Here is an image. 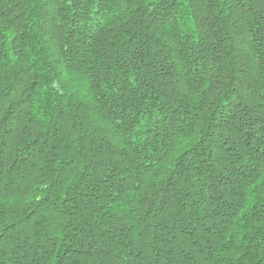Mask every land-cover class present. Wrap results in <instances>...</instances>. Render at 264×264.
Returning a JSON list of instances; mask_svg holds the SVG:
<instances>
[{
  "label": "trees",
  "instance_id": "16d2710c",
  "mask_svg": "<svg viewBox=\"0 0 264 264\" xmlns=\"http://www.w3.org/2000/svg\"><path fill=\"white\" fill-rule=\"evenodd\" d=\"M0 264H264V0H0Z\"/></svg>",
  "mask_w": 264,
  "mask_h": 264
}]
</instances>
